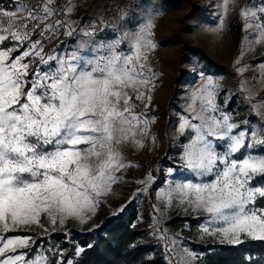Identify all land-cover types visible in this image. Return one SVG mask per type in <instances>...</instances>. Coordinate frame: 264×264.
<instances>
[{"label": "snow or ice", "instance_id": "obj_1", "mask_svg": "<svg viewBox=\"0 0 264 264\" xmlns=\"http://www.w3.org/2000/svg\"><path fill=\"white\" fill-rule=\"evenodd\" d=\"M22 7L0 9V20L8 23L7 28L0 25V264H47L44 255L25 258L22 250L31 246V237L10 233L32 225L46 230L41 215L53 227L69 218L80 223L91 219L129 166L123 145L131 138L143 146L136 137L146 135L151 123L146 110L156 73L147 52L156 44L149 19L136 32L94 46L84 56L79 50L66 57L45 53L44 42L34 36L55 35L53 28H64L71 36L72 30L59 18L48 23L54 15L50 4H29L27 15L17 20ZM241 15L245 31L259 32L255 42L264 40V6L246 8ZM123 40L130 41L126 52L118 50ZM5 42L11 46L4 47ZM33 60L38 64L30 73ZM41 65L47 70L41 71ZM199 75L204 83L191 94V111L178 127L181 135L191 133L180 160L195 177L211 180L169 182L157 199L206 217L199 231L219 243L238 245L242 236L264 242V206H256L257 198L264 199V182L252 184L257 176L264 177V154L257 150L264 148V129L235 121L215 102L219 86L213 77ZM135 102L143 103L144 111L135 113ZM197 102L199 111L191 107ZM223 103L226 107L228 100ZM253 109L264 122V101ZM220 145L223 151L217 150ZM167 171L172 175L174 169ZM139 183L145 185L138 190L142 193L155 178L148 173ZM56 256V264H65L62 252Z\"/></svg>", "mask_w": 264, "mask_h": 264}, {"label": "rangeland", "instance_id": "obj_2", "mask_svg": "<svg viewBox=\"0 0 264 264\" xmlns=\"http://www.w3.org/2000/svg\"><path fill=\"white\" fill-rule=\"evenodd\" d=\"M14 2L13 8L17 5L23 6L15 17L18 20L27 15L24 8L29 4H21L16 0ZM46 4L52 6L54 13L48 18V23L59 18L72 30V35H67L64 28H53L55 35L46 32L44 37L33 38L44 42L45 53L64 57L77 50L78 55L84 56L90 50L94 51L99 44L121 39L125 33H134L146 21L151 20L152 39L156 44L154 50L147 52L148 65L156 73V79L153 81L155 88L150 93L151 106L146 110L151 123L146 135L136 137L142 147L131 138L123 145L122 155L129 166L122 170L121 179L111 186L110 193L101 198V203L96 211L91 213V219L87 223L69 218L64 224L54 227L50 225V228H47L45 225L46 230L32 225L16 232L34 231L40 235L55 231L87 232L106 219L116 218L134 207H139V227L146 231L145 239L148 242L163 245V259L167 264H197L194 244L227 243H219L202 235L199 229L201 225L206 224V217L185 212L175 202L168 206L164 200L157 199L156 194L160 189L167 191L169 182L211 180L210 176L195 177L184 169L180 160L183 145L188 142L187 138L191 133L181 135L178 127L182 122L181 117L191 111V94L204 83L199 75L201 72L205 77H213L214 82L218 84L215 102L235 121H248L250 128L264 129V122L254 114L253 109V105L264 101V40L255 42L260 39L259 32L251 28L245 31L246 20L241 15L246 8L255 10L264 5H261V0H44L42 5ZM62 12L65 14L61 15ZM7 27L8 25L4 26ZM87 31H94L95 35L84 36L83 32ZM70 38H74L75 42L70 43ZM81 44L84 47L81 48ZM129 45L130 41L123 40L118 50L126 52ZM13 55L19 53L14 52ZM183 56L185 60L180 69L178 60ZM208 57L227 69L215 70L214 67H209ZM37 64V60L32 61L30 73ZM50 66L55 65L53 63ZM239 67L245 68V71L239 73ZM40 70L45 71L47 67L41 65ZM242 88L244 90H241ZM225 99L228 100L226 107L223 103ZM135 103V113L144 111L143 103ZM191 107L195 111L200 110L199 102ZM167 112L172 116L168 127L171 145L173 148L182 149L179 154L167 149L161 134L167 121ZM152 137H155L154 142ZM217 150L223 151V146H218ZM257 150L264 154V148ZM257 150H254L253 154H256ZM170 161L179 167L170 166ZM169 168L174 169L172 175L168 174ZM148 173L155 178V183H150L147 190L141 193L138 190L145 185L139 182L145 180ZM154 205L159 211H154ZM175 218L189 221L175 226L171 224ZM40 221L46 223V218L41 215ZM193 230H197V238L191 237ZM162 236L165 238L162 239ZM29 237L33 243L29 248L22 250L25 258L31 260L44 255L48 264L46 249L45 252L38 250L35 255H29L27 250L34 248L35 236ZM241 239L243 242L250 240L243 236Z\"/></svg>", "mask_w": 264, "mask_h": 264}, {"label": "trees", "instance_id": "obj_3", "mask_svg": "<svg viewBox=\"0 0 264 264\" xmlns=\"http://www.w3.org/2000/svg\"><path fill=\"white\" fill-rule=\"evenodd\" d=\"M14 4V0H0V9L10 10ZM0 25L3 27L8 25L7 18L0 20ZM69 42L73 43L75 39L70 38ZM9 46L11 45L5 42L4 47ZM184 60L185 56L178 60L180 69ZM207 64L209 67H214L215 70L227 69L217 65L210 57L207 58ZM166 115L167 121L162 127L161 134L167 149L174 154H179L182 149L180 147L173 148L168 131L172 116L169 112ZM243 153L236 155V158H241ZM168 163L172 167H179L173 161ZM262 182H264V177L257 176L252 184L258 186ZM256 206H264V199L257 198ZM140 220L141 210L139 207H134L116 218L104 220L99 226L87 232L55 231L40 235L37 232L29 231L14 232L10 235L35 236L34 248L27 252L33 256L38 250L46 249L49 256L48 264H56L58 259L56 253L59 252L63 253L62 259L65 264L67 261H71L72 264H167L160 257L156 245L145 241L144 233L146 231L139 227ZM187 221L189 220L175 218L171 224L178 226ZM45 225L50 228L47 223ZM194 245L197 251V264H264V242L258 240L250 239L238 245ZM81 248L84 249L83 252H79Z\"/></svg>", "mask_w": 264, "mask_h": 264}, {"label": "built area", "instance_id": "obj_4", "mask_svg": "<svg viewBox=\"0 0 264 264\" xmlns=\"http://www.w3.org/2000/svg\"><path fill=\"white\" fill-rule=\"evenodd\" d=\"M17 2L21 3V4H31V5H42L43 4V1L44 0H16ZM180 230H182V228H180ZM144 235H146V232L144 233ZM198 236V232L197 230H193V233H192V238H197ZM146 242H148L146 239H145ZM150 244H153V242H148ZM156 248H157V251L159 252L160 254V257L164 258L163 254H162V250H163V245L162 244H157L156 245Z\"/></svg>", "mask_w": 264, "mask_h": 264}]
</instances>
